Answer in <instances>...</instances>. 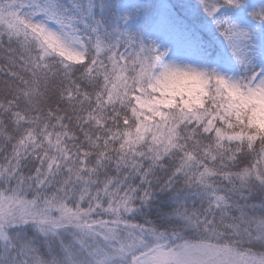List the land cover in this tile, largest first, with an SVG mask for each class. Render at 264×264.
I'll list each match as a JSON object with an SVG mask.
<instances>
[{
  "label": "snow or ice",
  "instance_id": "6c2138e0",
  "mask_svg": "<svg viewBox=\"0 0 264 264\" xmlns=\"http://www.w3.org/2000/svg\"><path fill=\"white\" fill-rule=\"evenodd\" d=\"M0 264H264V0H0Z\"/></svg>",
  "mask_w": 264,
  "mask_h": 264
}]
</instances>
